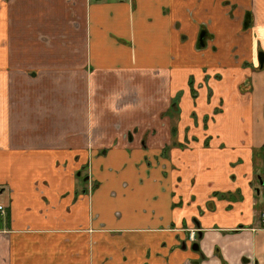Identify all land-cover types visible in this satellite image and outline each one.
Listing matches in <instances>:
<instances>
[{"label": "crops", "instance_id": "1", "mask_svg": "<svg viewBox=\"0 0 264 264\" xmlns=\"http://www.w3.org/2000/svg\"><path fill=\"white\" fill-rule=\"evenodd\" d=\"M261 51L264 0H0V264H264Z\"/></svg>", "mask_w": 264, "mask_h": 264}, {"label": "rangeland", "instance_id": "2", "mask_svg": "<svg viewBox=\"0 0 264 264\" xmlns=\"http://www.w3.org/2000/svg\"><path fill=\"white\" fill-rule=\"evenodd\" d=\"M249 14H248V18H249ZM250 24V21H249V23L247 24V26ZM263 51H261V52H259V54L258 55H260L261 53H262ZM264 53V52H263ZM246 62V61H245ZM245 62H244V64H245ZM246 64H248V63H246ZM245 67V66H244ZM229 71H231L233 74L232 75H230V76H228L227 77V79L229 80V84L228 83H226V80L225 81H222L221 83H220V85L222 86V87H224V89H225V98H226V101H225V104L227 103V105H229L230 106V104H232L231 105V108L232 107H235L234 105H236L235 103H237L238 104V101L240 100V101H244V105L245 106H247V107H245L244 109H243V112H242V115L243 116H245V115H247L248 113H249V108H253V105H254V103H253V105H252V100H257L258 98L256 97V98H252V95H250V93H248L247 91H244V89L245 88H249L250 87V83H249V81H245V82H243L241 85H239L240 86V88H242V92H241V94L238 92V86H237V78H238V76L239 75H241L242 73H241V71H239V70H233V69H231V70H229ZM250 73V72H249ZM249 73H246V75H245V77L247 76V75H249ZM223 74V73H222ZM244 77V78H245ZM217 78V77H216ZM217 79H220V78H217ZM222 79V78H221ZM246 79H250V77H247ZM231 83H233L234 85H235V92H232L231 90L232 89H234V86H233V84H231ZM199 86V84L197 85V84H194L193 85V87L192 88H197ZM248 90H250V89H248ZM211 92H212V89H211ZM197 93H198V91H197ZM229 93H230V97H229ZM192 94V93H191ZM197 97H198V94H197ZM196 97V98H197ZM211 98V97H210ZM210 98H208V100H210ZM222 99V98H221ZM220 105H222V102H220ZM249 105V106H248ZM218 106H219V101H218ZM251 106V107H250ZM231 108H230V110L228 111V115H231ZM243 108V107H242ZM221 109L223 110V108H221V107H217L215 110H214V112L213 113H218V112H220L221 111ZM218 110V111H217ZM224 110H225V107H224ZM237 111H238V108H237ZM194 117H196L197 116V110L196 111H194ZM192 114L190 115L191 117L193 116ZM179 117H181V115L179 116ZM175 118L176 117H174L173 118V121H172V123L173 124H176L177 123V127L179 126V123L178 122H175ZM209 118V117H208ZM208 118H207V121H208ZM205 128H204V130L206 131V132H209L210 131V127L207 129V123L205 124V126H204ZM178 131V130H177ZM186 142H188V140L186 141ZM0 213L2 214V215H5L6 214V210H5V205L4 204H0ZM263 213H264V211H263ZM241 224L242 223H239V225L241 226ZM238 225V226H239ZM259 226H260V221H259ZM261 228H263L264 229V227H263V225L261 224ZM191 230H195V237H194V239L193 240H191L189 237H190V233H191ZM197 231H198V229L197 228H187V233H188V240L190 241V242H195V243H197L196 241H197ZM194 243V244H195ZM198 244V243H197ZM199 249V248H198Z\"/></svg>", "mask_w": 264, "mask_h": 264}, {"label": "trees", "instance_id": "3", "mask_svg": "<svg viewBox=\"0 0 264 264\" xmlns=\"http://www.w3.org/2000/svg\"><path fill=\"white\" fill-rule=\"evenodd\" d=\"M248 14H250V13H248ZM200 45H201V42H200ZM189 83H190L192 96L194 98H196L198 93H197V89L192 88L193 85H194L193 77L190 78ZM181 95H182V92L181 91L178 92L176 97L173 98L171 106L169 107V109L165 113L166 115H170L172 118L176 117L175 118V122H178L179 116L181 114V108L179 107V101H180ZM171 130H172V135L175 136L177 134V123L172 125V129ZM205 144L206 145L208 144L207 140L205 141ZM173 146L186 147V144L174 140L173 141ZM214 195L217 196V197H220V198L225 197V198H228L230 200H235V199L242 198V195H241L240 191L227 192V193H222V192L217 191V192H214Z\"/></svg>", "mask_w": 264, "mask_h": 264}, {"label": "flooded vegetation", "instance_id": "4", "mask_svg": "<svg viewBox=\"0 0 264 264\" xmlns=\"http://www.w3.org/2000/svg\"><path fill=\"white\" fill-rule=\"evenodd\" d=\"M249 18H250V16H249ZM248 23H249V21L247 22V24ZM263 54L264 53L262 52L260 55H258V58H257V62H258L257 63V69H255L256 71L264 70V55ZM248 89H250V90H248ZM244 91L251 92L252 91V87L245 88ZM240 92H242V88H240Z\"/></svg>", "mask_w": 264, "mask_h": 264}, {"label": "water", "instance_id": "5", "mask_svg": "<svg viewBox=\"0 0 264 264\" xmlns=\"http://www.w3.org/2000/svg\"><path fill=\"white\" fill-rule=\"evenodd\" d=\"M204 38H205V31H202L201 34H200V42H201V45H204L205 44ZM198 247H199L198 244L195 243L194 244V249H197Z\"/></svg>", "mask_w": 264, "mask_h": 264}, {"label": "built area", "instance_id": "6", "mask_svg": "<svg viewBox=\"0 0 264 264\" xmlns=\"http://www.w3.org/2000/svg\"><path fill=\"white\" fill-rule=\"evenodd\" d=\"M261 224L263 225L264 227V213H262V221H261ZM195 237V230H191V233H190V239L193 240Z\"/></svg>", "mask_w": 264, "mask_h": 264}]
</instances>
